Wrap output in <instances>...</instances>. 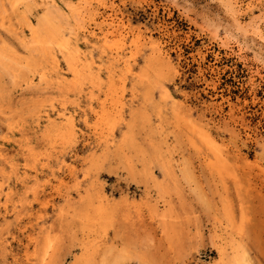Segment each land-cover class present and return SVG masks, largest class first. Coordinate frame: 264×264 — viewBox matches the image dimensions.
Returning a JSON list of instances; mask_svg holds the SVG:
<instances>
[{"label":"rangeland","instance_id":"rangeland-1","mask_svg":"<svg viewBox=\"0 0 264 264\" xmlns=\"http://www.w3.org/2000/svg\"><path fill=\"white\" fill-rule=\"evenodd\" d=\"M98 1L0 0V264H264V0Z\"/></svg>","mask_w":264,"mask_h":264},{"label":"bare ground","instance_id":"bare-ground-1","mask_svg":"<svg viewBox=\"0 0 264 264\" xmlns=\"http://www.w3.org/2000/svg\"><path fill=\"white\" fill-rule=\"evenodd\" d=\"M27 1H28V0H27ZM99 1H100V0H99ZM99 1H98V2H99ZM222 1H223V0H222ZM227 1H228V0H227ZM235 1H236V0H235ZM103 2H105V0H103ZM229 2H230V1H229ZM108 3H109V2H108ZM226 3H227V2H226ZM44 4H46V2H45ZM109 4H110V3H109ZM229 4H230V3H229ZM229 4H227V5H229ZM234 4H235V2H234ZM42 5H43V3H42ZM50 5H52V4H50ZM91 5H92V4H91ZM95 5H96V4H95ZM105 5H106V4H105ZM110 5H111V4H110ZM113 5H114V4H113ZM115 5H116V4H115ZM224 5L226 6L225 2H224ZM46 6H47V5H46ZM46 6H45V8H47ZM106 6H107V5H106ZM232 6H234V5H232ZM55 7H56V6H55ZM227 8H228V6H227ZM230 8H231V7H230ZM232 8H233V7H232ZM234 8H235V7H234ZM50 9L52 10L51 7H50ZM53 9H54V8H53ZM85 9H86V8H85ZM87 9H88V8H87ZM107 9H108V8H107ZM107 9H106V10H107ZM235 9H236V8H235ZM73 10H76V9L74 8ZM92 10H93V8H92ZM100 10H101V9H100ZM113 10H114V9H113ZM113 10H112V11H113ZM230 10H231V9H230ZM233 10H234V9H232V13L235 14V12H234L235 10H234V11H233ZM52 11H53V10H52ZM57 11H59V9H58ZM78 11H79V10H78ZM103 11H104V10H103ZM107 11H108V10H107ZM53 12L55 13V12H56V9H54ZM79 12H80V11H79ZM89 12L91 13V11H89ZM94 12H95V11H94ZM109 12H110V11H109ZM56 13H58V12H56ZM56 13H55V14H56ZM59 13H60V12H59ZM65 13H66V12H65ZM65 13H64V15H65ZM80 13H81V12H80ZM83 13H86L85 10H84L81 14H83ZM90 13H89V14H90ZM95 13H96V12H95ZM61 14H62V13H61ZM72 14H73V15H76V14L73 13V11H72ZM89 14H88V15H89ZM113 14H114V13H113ZM56 15H57V14H56ZM73 15H72V17L75 18V16H73ZM79 15H80V14H79ZM84 15H85V14H84ZM86 15H87V13H86ZM91 15H92V14H91ZM94 15H95V14H94ZM98 15H99V14H98ZM103 15H104V14H103ZM106 15H108V14L106 13ZM235 15H236V14H235ZM59 16H63V15H59ZM76 16H77V15H76ZM82 16H83V15H82ZM109 16H110V15H109ZM57 17H58V16H57ZM83 17H85V16H83ZM92 17H93V16H92ZM98 17H99V16H98ZM76 18H77V17H76ZM76 18H75V22L77 21V19H78L79 17H78L77 19H76ZM86 18H87V17H86ZM123 18H124V17H123ZM235 18H236V17H235ZM59 19H60V17H59ZM62 19H65V18L62 17ZM94 19H95V18H94ZM105 19H106V18H105ZM10 20H11V19H10ZM78 20H79V19H78ZM81 20H82V19H81ZM96 20H97V19H96ZM102 20H103V19H102ZM110 20H111V18H110ZM113 20H114V18H113ZM51 21H52V20H51ZM64 21H65V20H64ZM64 21H63V22H64ZM122 21H123V20H121V22H122ZM80 22H82V21H80ZM99 22H101V21H99ZM104 22H105V21H103V23H104ZM118 22H119V21H118ZM121 22H119V23H121ZM64 23H65V22H64ZM115 23H116V21H115ZM54 24H55V22H54ZM95 24H96V23H95ZM125 24H126V23H125ZM125 24H124V25H125ZM31 25H33V24H31ZM90 25H91V24H90ZM96 25H97V24H96ZM106 25H107L109 28H111V29L115 28L116 31H118V29H119L118 27L121 26V24H115V25H114V22H113L112 20H111L108 24H106ZM116 25H117V26H116ZM80 26H81V27H79V28L82 29V25H80ZM83 26H84V24H83ZM255 26H257V22L255 23ZM258 26H260V25H258ZM92 27H93V25H92ZM97 27H98V26H97ZM105 27H106V26H105ZM125 27H126V26H125ZM83 28H84V27H83ZM100 28H101V27H100ZM120 29H121V27H120ZM120 29H119V30H120ZM255 29H256V28L254 27V30H255ZM74 30H75V29H74ZM90 30H91V29H90ZM93 30H94V29H93ZM97 30H99V29H97ZM107 30H108V29H107ZM109 30H110V29H109ZM109 30H108V31H109ZM257 30H258V29H257ZM19 31H20V30H19ZM86 31H88V29H87ZM101 31H102V30H101ZM105 31H106V30H105ZM125 32H126V31H125ZM3 33H4V32H2V36H6V35H3ZM8 33H9V32H8ZM8 33H7V35H8ZM15 33L18 34L17 32H15ZM88 33H89V32H88ZM113 33H114V32H113ZM4 34H6V33H4ZM11 34H13L12 36L14 37V33H11ZM11 34H9V35H11ZM83 34H84V33H83ZM97 34H98V33H97ZM123 34H124V33H123ZM138 34H140V33H138ZM258 34H259V32H258ZM261 34H262V33H261ZM261 34H260V35H261ZM100 35H101V34H100ZM133 35H134V34H133ZM135 35H136V34H135ZM260 35H259V36H260ZM262 35H263V34H262ZM12 36H11V37H12ZM23 36H24V35H23ZM26 36H27V35H26ZM36 36H37V35H36V31L33 30V31L31 32V37H32V38H35ZM79 36H80V35H79ZM106 36H107V35H106ZM19 37H20V36H19ZM83 37H84V36H83ZM83 37H82V38H83ZM99 37H100V36H99ZM136 37H138V36H136ZM85 38H86V37H85ZM107 38H108V36H107ZM113 38H114V37H113ZM122 38H123V37H122ZM143 38H144V37H143ZM12 39H13V38H12ZM103 39H104V38H103ZM108 39L110 40V38H108ZM4 40H5V39H4ZM14 40H15V38H14ZM26 40L29 41V39H26ZM71 40H72V39H71ZM81 40H82V39H81ZM28 41H24V42L27 43ZM105 41H106V40H105ZM122 41H123V40H122ZM89 42H91V41H89ZM89 42H88V43H89ZM99 42H100V43H103V42H101V41H99ZM139 42H140V41H139ZM104 43H105V42H104ZM112 43H113V42H112ZM105 44H106V43H105ZM107 44H110V41H109V42L107 41ZM116 44H117V43H116ZM136 44H137V43H136ZM17 45H18V44H17ZM17 45H16V46H17ZM110 45H111V44H110ZM112 45H113V44H112ZM161 45H162V44H161ZM14 46H15V45H14ZM16 46H15V47H16ZM117 46H118V45H117ZM89 48H90V47H89ZM100 48H101V46H100ZM53 49H54V48H53ZM82 49H83V48H82ZM82 49H81V50H82ZM162 49H163V48H162ZM164 49H165V48H164ZM112 50H113V49H112ZM110 51H111V50H110ZM30 52H31V51H30ZM158 52H159V51H158ZM166 52H167V51H166ZM101 53H102V52H101ZM105 53H106V52H105ZM111 53H112V52H111ZM159 53H160V52H159ZM109 54H110V53H109ZM117 54H118V53H117ZM130 54H131V53H130ZM73 55H74V54H73ZM110 55H111V54H110ZM113 55H115V54H113ZM150 55H151V54H150ZM105 56H106V54H105ZM74 57H75V56H74ZM112 57H113V56H112ZM56 58H57V57H56ZM91 59H92V57H91ZM41 60H42V59H41ZM106 60H107V58H106ZM93 61H94V60H93ZM111 61L113 62V60H111ZM108 63H109V62H108ZM113 63H115V62H113ZM113 63H112V64H113ZM87 64H88V63H87ZM110 64H111V63H110ZM137 64H138V63H137ZM72 65H73V64H72ZM83 65H85V64H83ZM98 65H100V64H98ZM120 65H121V63H120ZM17 66H18V65H17ZM45 66L48 68V65L45 64ZM114 66H115V65H114ZM43 67H44V66H43ZM58 67H59V66H58ZM101 67H102V66H101ZM109 67H110V65L107 67V69H108ZM115 67L117 68V66H115ZM124 67H125V66H124ZM120 68H121V67H120ZM110 69H111V68H110ZM49 70H51V69H49ZM66 70H67V69H66ZM112 71L114 72V70H112ZM72 73H73V75H74V79H75L78 83H81L82 81H84L85 79H87V78H86V75H84V74H85V67H84V66H80V67H79V66H77V64H74V65L72 66ZM92 73H93V72H92ZM110 75H111V74H110ZM67 76H68V75H67ZM107 76H108V75H107ZM93 77H94V76H93ZM100 77H101V76H100ZM110 77H111V76H110ZM90 78H91V75H90ZM108 78H109V77H108ZM61 79H62V78H61ZM105 79H106V78H105ZM75 80H74V81H75ZM94 80H95V79H94ZM109 80H110V79H109ZM58 81H59V79H58ZM59 82H60V81H59ZM62 82H63V81H62ZM68 82H69V81H68ZM115 82H117V81H115ZM71 83H72V82H71ZM88 83H89V82H88ZM96 83H97V82H96ZM117 83H118V82H117ZM123 83H124V82H123ZM56 84H57V83H56ZM64 84H65V83H64ZM68 84H69V83H68ZM93 84H95V83H93ZM113 84H114V83H113ZM96 85H97V84H96ZM32 86H35V85L32 84ZM69 86H70V85H68V87H69ZM72 86H73V84H72ZM56 87H57V86H56ZM63 87H64V86H63ZM75 87H77V86H75ZM87 88H88V87H87ZM54 89H55V88H54ZM69 89H70V88H69ZM38 90H39V89H38ZM72 90H73V89H72ZM96 90H97V89H96ZM89 91H90V90H89ZM98 91H99V89H98ZM104 92H106V91H104ZM104 92H103V93H104ZM90 93H91V92H90ZM92 96L94 97V95H92ZM99 97H100V96H99ZM88 98H89V97H88ZM95 98H96V97H94V99H95ZM113 98H114V97H113ZM104 99H105V97H104ZM119 99H120V98H119ZM64 100H66V99H64ZM96 100H97V99H96ZM99 101H101V100H99ZM53 106H54V105H53ZM95 108H96V107H95ZM117 108H118V107H117ZM79 109H80V108H79ZM101 109H102V108H101ZM103 109H104V108H103ZM82 110H83V109H82ZM56 111H57V110H56ZM103 111H104V110H103ZM57 112H59V111H57ZM95 112H96V109H95ZM39 114H40V113H39ZM44 114H45V112H44ZM93 114H94V113H93ZM107 115H108V114H107ZM38 116H39V115H38ZM38 116H37V117H38ZM53 116H54V115H53ZM102 116H103V114H102ZM95 117H96V116H95ZM103 117H104V116H103ZM47 118H48V117H47ZM50 118H51V117H50ZM81 118H82V117H81ZM101 118H102V117H101ZM124 118H125V117H124ZM93 119H94V118H93ZM59 120H60V119H59ZM192 120H193V119H192ZM47 121H48V120H47ZM91 121H92V120H91ZM99 121H100V119H99ZM37 122H38V121H37ZM193 122H195V121H193ZM51 123H52V121H51ZM195 124H196V123H195ZM97 125H99V123H97ZM108 127H109V126H108ZM98 128H99V127H98ZM113 128H114V127H113ZM53 129H54V128H53ZM92 129H93V128H92ZM94 129H95V128H94ZM104 129H105V128H104ZM96 130H97V129H96ZM96 130H95V131H96ZM106 130H107V129H106ZM183 130H184V129H183ZM18 131H19V130H18ZM21 131H22V129H21ZM69 131H70V130H69ZM57 132H58V131H57ZM73 132H74V131H73ZM96 132H97V131H96ZM110 132H111V131H110ZM48 133H49V132H48ZM69 133H70V132H69ZM100 133H101V132H100ZM21 134H22V133H21ZM63 134H64V133H63ZM67 134H68V133H67ZM102 134H103V133H102ZM35 135H36V134H35ZM65 135H66V134H65ZM94 135H95V134H94ZM24 136H25V134H24ZM97 136H98V135H97ZM16 137H17V136H16ZM18 137H19V135H18ZM102 139H103V138H102ZM33 141H34V140H33ZM55 142H56V141H55ZM14 143H15V142H14ZM16 143H17V141H16ZM37 143H38V141H37ZM23 144H24V143H23ZM23 144H22V145H23ZM31 144H32V143H31ZM41 144H42V143H41ZM37 145H38V144H37ZM28 146H29V145H28ZM42 146H43V145H42ZM36 147H38V146H36ZM43 147H44V146H43ZM15 148H16V147H15ZM15 148H14V150H15ZM33 149H34V148H33ZM38 149H39V147H38ZM48 149H50V148H48ZM0 150H2V149H0ZM40 150H41V149H40ZM40 150H39V151H40ZM15 151H16V150H15ZM35 151H36V148H35ZM3 152H4V151H3ZM45 152H46V151H45ZM0 153H1V152H0ZM38 153H39V152H37V154H38ZM41 153H42V152H41ZM41 153H40V154H41ZM4 154L6 155L7 153H4ZM17 154H18V152H17ZM47 154H49V152H48ZM5 155H4V156H5ZM25 155H26V154H25ZM41 155H42V154H41ZM55 155H56V154H55ZM2 156H3V155H2ZM37 156H38V155H37ZM43 156H45V153L43 154ZM53 156H54V155H53ZM221 156H222V154H221ZM20 157H21V158L24 157L23 153H22V155H21ZM25 157H26V156H25ZM25 157H24V162H23L24 164H25V162H26L25 159L27 160V158H25ZM32 157H33V156H32ZM35 157H36V155H35ZM35 157H34V158H35ZM11 158H12V157H11ZM13 158H14V157H13ZM34 158H33V159H34ZM218 158H219V157H218ZM3 159L6 160L5 157H4ZM3 159H2V160H3ZM4 160H3V161H4ZM28 160H31V159L28 158ZM34 160H35V159H34ZM36 160H37V159H36ZM219 160H220V159H219ZM16 161H17V160H16ZM31 161H32V160H31ZM45 161H46V160H45ZM45 161H43V162H45ZM1 162H2V161H1ZM220 162H221V161H220ZM3 164H4V162H3ZM42 164H44V163H42ZM1 165H2V164H1ZM14 166H15V165H14ZM24 166H25V165H24ZM43 166H44V165H43ZM2 167H3V166H2ZM10 167H11V166H10ZM26 167H27V165H26ZM33 167H34V166H33ZM3 168H4V167H3ZM23 168H24V167H23ZM30 168H31V166H30ZM15 169H16V168H15ZM0 170H2L1 167H0ZM5 171H6V170H5ZM22 171H23V169H22ZM24 171H25V170H24ZM0 172H1V171H0ZM6 173H7V172H6ZM17 173H18V172H17ZM32 173H35V172H32ZM0 174H1V173H0ZM8 174H9V172H8ZM18 174H19V173H18ZM23 174H24V173H23ZM23 174H22V175H23ZM14 175H15V174H14ZM24 175H25V174H24ZM27 175H28V174H27ZM27 175H26V176H27ZM30 175H31V174H30ZM4 176H6V175H4ZM15 176H16V175H15ZM32 176H33V175H32ZM34 178H35V177H34ZM18 179H19V178H18ZM3 183H4V182H3ZM0 185H1V183H0ZM9 191L12 192L11 190H9ZM1 192H2V191H1ZM104 192H105V191H104ZM104 192H103V193H104ZM106 194H107V193H106ZM106 194H105V195H106ZM9 196H10V195H9ZM9 196H7V197H9ZM9 198H11V196H10ZM4 201H5V200H4ZM5 202H6V201H5ZM0 203L2 204V202H0ZM3 205H5V204H3ZM68 213H69V212H68ZM39 224H40V223H39ZM37 226H38V225H37ZM38 234H39V233H38ZM44 237H45V236H44ZM37 238H38V237H37ZM31 243H32V242H31ZM34 246H35V245H34ZM45 249H46V247H45ZM237 252H238V251H237ZM32 253H33V252H32ZM244 254H245V253H244ZM235 255H236V254H235ZM58 256H59V255H58ZM238 256H239V255H238ZM243 256H244V255H243ZM245 256H246V255H245ZM245 256H244L242 259L246 258ZM235 257H236V256H235ZM42 258H43V256H42ZM54 258H55V256H54ZM44 260H45V259H44ZM56 260H57V259H56ZM244 260H245V259H244ZM56 262H57V261H56ZM247 262H248V261H247ZM247 262H243V264H246ZM52 264H53V263H52ZM56 264H57V263H56Z\"/></svg>","mask_w":264,"mask_h":264}]
</instances>
